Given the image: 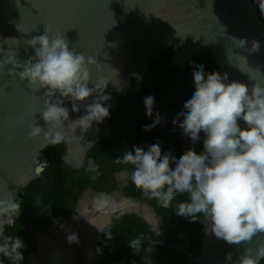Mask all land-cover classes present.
Instances as JSON below:
<instances>
[{
  "label": "water",
  "instance_id": "obj_1",
  "mask_svg": "<svg viewBox=\"0 0 264 264\" xmlns=\"http://www.w3.org/2000/svg\"><path fill=\"white\" fill-rule=\"evenodd\" d=\"M46 27L52 29V36L64 34L73 51L96 59V64L89 65V87L100 81L98 91L104 89L103 94L110 97L104 102L110 113L133 77L143 80L153 60L165 49L178 48L188 39L206 47L216 58L221 74L227 73L230 81L243 82L249 89L256 81L264 83V20L252 0H0V48L5 50L0 58L13 50L18 60H27L34 55L27 40L43 34ZM233 38H246L248 43L241 48ZM254 39L260 48L250 52ZM11 67L6 64L0 70V199L11 193L16 201L41 176L47 163L43 152L54 142L43 134L29 138L34 123L48 131L41 113L44 89L33 92L26 81L8 73ZM96 95L83 103H90ZM64 106L70 110V119L84 114L83 108L72 112L69 100ZM238 123L247 127L242 119ZM80 134V129L76 134L66 131L61 141L66 145L63 160L72 168L87 163L89 151L100 142L101 123L93 122L89 131ZM117 208L120 215L129 210ZM145 219L151 223V219ZM13 221V214L0 217L3 233ZM204 233L198 254L188 250L189 239L178 244L160 243L179 247L195 264H226V253L232 254L227 264H238L246 249H251L255 257L258 245L264 243V233L239 245ZM30 256L33 258L29 261L37 258Z\"/></svg>",
  "mask_w": 264,
  "mask_h": 264
},
{
  "label": "clouds",
  "instance_id": "obj_2",
  "mask_svg": "<svg viewBox=\"0 0 264 264\" xmlns=\"http://www.w3.org/2000/svg\"><path fill=\"white\" fill-rule=\"evenodd\" d=\"M260 8L264 12V5ZM51 32L52 29L46 27L43 34L27 40L34 55L25 61L17 59L16 51L7 50L6 57L0 58V70L10 64L8 73L26 81L33 92L44 89L46 99L41 113L48 131L34 123L30 125L28 136L36 138L43 134L45 139L59 143L65 139L66 131L76 134L80 129L83 136L93 122L99 124L109 117V107L104 102L110 97L103 94L104 89L102 93L98 91L100 81L95 87H89V65L96 64V59L73 51L64 34L57 32L52 36ZM233 39L241 48L248 43L246 38ZM259 48V41L254 39L248 51L256 52ZM0 53L5 50L0 48ZM192 82L195 91L172 123L194 144L203 133V152L198 154L188 148L177 158L171 151L162 153L157 141L149 145L147 151L133 145L134 153L127 151L116 162L132 165L129 173L132 183L162 207L168 208L177 194H187L188 199L176 206L174 212L178 216L193 222L198 220V215L202 216L205 232L229 244L250 242L258 233H264V83L256 81L249 89L243 82L230 81L227 73H206L203 65H195ZM93 94H97L95 98L84 104ZM65 100L71 102L72 112L83 108L84 114L70 119ZM154 104V96L144 98L149 118L154 115ZM241 119L247 127L240 126ZM160 121L157 112L153 123L144 125L143 129L150 131ZM88 165L86 170L94 172L96 175L91 178L95 179L100 175L99 165L91 160ZM108 203L109 197L101 193L97 207H106ZM17 211L21 208L11 198V193L0 199V217ZM112 211H117L115 206ZM107 235L111 238V234ZM0 237V255L12 264H20L24 259L20 249L26 247L23 240L18 236H4L2 222ZM67 238L69 243L79 242L77 234H69ZM129 243L133 248L139 240ZM251 252L246 249L238 264H260L264 259V243L258 245L255 257ZM231 260L232 254L226 253V264Z\"/></svg>",
  "mask_w": 264,
  "mask_h": 264
},
{
  "label": "trees",
  "instance_id": "obj_3",
  "mask_svg": "<svg viewBox=\"0 0 264 264\" xmlns=\"http://www.w3.org/2000/svg\"><path fill=\"white\" fill-rule=\"evenodd\" d=\"M252 1L264 20L260 8L264 0ZM195 65H203L206 73H221L213 54L202 44L188 39L178 48L165 49L158 59L153 60L143 80L133 77L131 86L126 87L120 96L117 108L101 123L100 142L89 151L83 168L77 170L66 165L64 142L50 144L44 150L47 161L44 170L16 199L21 211L13 213L14 221L7 225L4 233V236L20 237L26 245L20 249L24 256L20 264H26L28 256L36 251L39 233L46 232L53 224H61L72 215L90 188L108 194L119 192L124 197L146 203L160 220L157 232L138 212L112 213V223L100 236L104 251L99 264H117L124 260L130 264H195L179 247L160 243L178 244L189 239L188 250L199 253L205 236L204 218L198 215V220L193 222L174 212L180 202L188 199L187 194H177L171 205L164 208L132 183L129 178L132 165L116 162L127 151L134 153L133 145L147 151L148 146L157 141L162 153L171 151L177 158L188 148L198 154L203 152V133L199 142L194 144L183 135L178 125L172 123L195 91L192 82ZM149 95L155 98L152 118L146 116L144 105V98ZM157 112L160 123L145 131L143 126L152 124ZM89 160L99 165L100 175L95 179L91 177L96 174L86 170ZM121 173L127 174L124 180L118 179ZM107 234H111V238ZM135 240L139 243L132 248L129 242ZM0 264H12V261L1 255ZM260 264H264V259Z\"/></svg>",
  "mask_w": 264,
  "mask_h": 264
},
{
  "label": "rangeland",
  "instance_id": "obj_4",
  "mask_svg": "<svg viewBox=\"0 0 264 264\" xmlns=\"http://www.w3.org/2000/svg\"><path fill=\"white\" fill-rule=\"evenodd\" d=\"M126 177V173H121L119 175V178L123 180ZM100 194L101 192H96L94 190L86 191L81 200L79 208L80 213L74 215L75 220H73L72 223L66 221L59 226L51 228L53 235L51 238L48 237L51 235L49 232L41 234L39 237L41 241H44L46 244L43 247L44 252L42 251L44 253L42 255L43 260L41 261L38 258H34L30 262H32V264H53L51 262L52 253H50V248L52 249L54 242H56L73 250V253L77 256L78 264H95L101 249L98 245V233L109 223L113 213V206L117 208L121 203L129 202L125 200L119 192H112L110 194L103 192V194H106L109 197V203L106 207L99 208L97 207V198ZM132 203L133 205H131L129 211H136L143 216L148 217V219H151V223L154 227L159 226V217H157L151 206L140 201ZM67 230L70 232H67ZM69 234H77L79 242L69 243L67 238ZM71 262L74 263L73 260ZM75 264H77V262H75ZM120 264L130 263L127 262V260H124Z\"/></svg>",
  "mask_w": 264,
  "mask_h": 264
},
{
  "label": "flooded vegetation",
  "instance_id": "obj_5",
  "mask_svg": "<svg viewBox=\"0 0 264 264\" xmlns=\"http://www.w3.org/2000/svg\"><path fill=\"white\" fill-rule=\"evenodd\" d=\"M84 167V166H83ZM83 167H81V168H83ZM72 168V167H71ZM81 168H74V169H77V170H79V169H81ZM118 179L119 180H123V179H120L119 178V176H118ZM88 190H93L92 188H90V189H88ZM87 190V191H88ZM95 191V190H94ZM97 192V191H96ZM85 193H86V191H85ZM101 193H103V192H101ZM124 197V196H123ZM81 200H82V198L80 199V201L78 202V205H77V208H76V211L72 214V215H70L67 219H65V221L64 222H62L61 224H63V223H65L66 221H69L70 223H72L73 222V220H74V215H77V214H79L80 213V211H79V208H80V205H81ZM120 208V207H119ZM117 209V211L116 212H118V214H120L121 212H120V210H118V208H116ZM129 211V210H128ZM128 211H126L125 213H128ZM129 212H133V211H129ZM134 212H136V211H134ZM124 213V214H125ZM139 214V213H138ZM142 215V214H141ZM143 216V215H142ZM144 217V216H143ZM145 218V217H144ZM112 223V216H111V219H110V221H109V223L107 224V225H105L104 227H103V229H101L100 230V232L98 233V245H99V247L101 248L100 249V251H99V254H98V257H97V261L95 262V264L97 263V264H99V260H100V258H101V254H102V252L104 251V246L102 245V242H101V239H100V236H101V234H102V232H103V230H104V228L106 227V226H108L109 224H111ZM61 224H53V225H51L49 228H48V230L46 231V232H49V233H51V235L50 236H48V237H53V235H52V232H51V228H53V227H55V226H59V225H61ZM151 224V223H150ZM73 225V224H72ZM153 227H154V225H153ZM156 230H157V232L159 231V226L158 227H154ZM67 232H70L69 230H67ZM43 233H45V232H40L39 233V236L41 235V234H43ZM37 237L38 238V245H37V248H36V251L35 252H32L30 255H34L35 257H37L38 259H40L41 261L43 260V257H42V251H43V247L46 245L45 244V242L43 241H41V239H40V237ZM53 242H54V240H53ZM42 247V248H41ZM56 250V251H55ZM57 251H62L63 253H65V254H67V256L69 257V259H70V261H74V263L73 262H71V264H75V262H77V264H78V259H77V256H76V254L75 253H73V250H70L69 248H67V247H65V246H63V245H60V244H58V243H56V242H54V244H53V247H52V249L50 248V253H52V256H51V259H52V263L53 264H64V263H62V262H60L59 261V258L58 257H56V255H55V253L54 252H57ZM44 252V251H43ZM30 255L28 256V259H27V263L26 264H29L30 263ZM61 260V259H60ZM60 262V263H59ZM128 262V261H127Z\"/></svg>",
  "mask_w": 264,
  "mask_h": 264
},
{
  "label": "bare ground",
  "instance_id": "obj_6",
  "mask_svg": "<svg viewBox=\"0 0 264 264\" xmlns=\"http://www.w3.org/2000/svg\"><path fill=\"white\" fill-rule=\"evenodd\" d=\"M131 205H133V203L132 202H124V203H121L120 205H119V207L121 208V209H129V208H131ZM56 251V250H55ZM55 253V255H56V257H58L59 258V261L60 262H62V263H64V264H71V261H70V259H69V257L67 256V254H65V253H63L62 251H57V252H54ZM61 259V260H60ZM59 262V263H60ZM57 264V263H56Z\"/></svg>",
  "mask_w": 264,
  "mask_h": 264
}]
</instances>
